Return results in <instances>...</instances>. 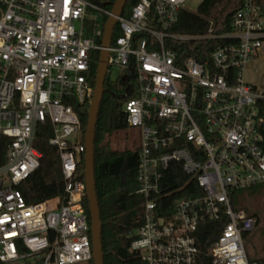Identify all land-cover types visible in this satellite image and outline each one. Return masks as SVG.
<instances>
[{
  "label": "built area",
  "instance_id": "built-area-1",
  "mask_svg": "<svg viewBox=\"0 0 264 264\" xmlns=\"http://www.w3.org/2000/svg\"><path fill=\"white\" fill-rule=\"evenodd\" d=\"M189 1L138 0L129 16L117 17L118 35L105 48L113 13L102 5L0 0V264L93 260L78 174L86 147L73 104L92 103V67L104 50L108 75L131 69L138 82V97L124 107L137 132V194L144 200L131 251L146 264H195L200 226L226 219L208 252L212 264H255L243 233L257 220L236 211L231 195L264 185V71L258 83L247 78L264 57V10L244 0L230 32L216 35L211 24L200 37L171 33ZM193 39L227 43L203 63L180 58L173 43ZM41 127L60 157L65 195L28 204L20 186L40 167ZM172 164L180 169L170 172ZM184 191L192 196H175Z\"/></svg>",
  "mask_w": 264,
  "mask_h": 264
},
{
  "label": "trees",
  "instance_id": "trees-1",
  "mask_svg": "<svg viewBox=\"0 0 264 264\" xmlns=\"http://www.w3.org/2000/svg\"><path fill=\"white\" fill-rule=\"evenodd\" d=\"M91 1L112 10L117 0ZM137 2L138 0H127L123 16H129ZM243 2L244 0H203L196 13L182 10L177 23L170 32L200 37L208 32L211 24L216 35L230 32L232 17L241 8ZM254 3L264 10V0H254ZM118 32L119 28L116 26L113 40ZM224 43L227 42L193 39L188 42L173 44L180 58L193 57L203 63L210 58L212 49ZM99 57L100 55L97 54L96 62L92 67L93 85L96 81ZM138 95V82L133 70L122 71L115 80H111L110 76L107 75L95 130L94 154L95 181L102 220V246L105 264H146L137 253L131 251V245L137 239L136 233L143 224L144 200L137 194L138 154L135 150H113L110 142L106 141L107 137L129 129L124 107L129 100L138 97ZM90 106L91 104L88 102L73 104L74 109L79 114L83 134L86 131ZM261 107V116L264 117V104ZM50 137L51 133L48 128L41 127L39 129L35 147L43 155L40 167L20 186L28 204L63 198L65 195V181L60 157L56 148L49 144ZM176 167L180 169L179 165L172 164L170 172H173ZM84 172L85 159L83 157L78 166L79 178L83 181H85ZM178 176L183 181L188 178L182 170L181 172L179 170ZM170 180L173 182V179ZM233 194L231 195V204L235 209L232 201ZM175 196L191 197L192 193L184 191ZM84 204L91 224L87 193ZM247 214L256 218V226H258L260 223L259 216L249 211ZM226 222V219H222L200 226L196 236L199 256L195 264H212L208 252L211 245L218 239ZM249 233H243V238L247 237ZM249 261L255 264H264V255L256 259L249 257ZM89 264H94V261L91 260Z\"/></svg>",
  "mask_w": 264,
  "mask_h": 264
},
{
  "label": "water",
  "instance_id": "water-1",
  "mask_svg": "<svg viewBox=\"0 0 264 264\" xmlns=\"http://www.w3.org/2000/svg\"><path fill=\"white\" fill-rule=\"evenodd\" d=\"M126 3L127 0H117L113 5V16L108 19L105 28L103 39V46L105 48H108L111 44L113 31L117 24V17L122 15ZM108 60L109 52L107 50L102 51L98 63L93 100L90 106L87 127L84 134V143L86 147L84 177L91 219V239L94 264H105L102 246V220L96 191L94 154L95 130L105 92V82L108 75ZM80 138L83 139V136Z\"/></svg>",
  "mask_w": 264,
  "mask_h": 264
},
{
  "label": "rangeland",
  "instance_id": "rangeland-1",
  "mask_svg": "<svg viewBox=\"0 0 264 264\" xmlns=\"http://www.w3.org/2000/svg\"><path fill=\"white\" fill-rule=\"evenodd\" d=\"M202 1L190 0L187 3V9L192 13H196ZM250 69L251 72L247 73V78L253 83H258L262 78V73L258 70L262 69L264 71V60L255 62L250 66ZM119 74V69L114 68L109 76L111 80H115ZM136 136L137 132L135 130L128 129L107 137L106 141L110 142L113 150H133ZM232 201L236 211L242 210L246 213L249 211L259 216V225L244 238L247 255L252 258H259L264 253V185L235 192Z\"/></svg>",
  "mask_w": 264,
  "mask_h": 264
},
{
  "label": "crops",
  "instance_id": "crops-1",
  "mask_svg": "<svg viewBox=\"0 0 264 264\" xmlns=\"http://www.w3.org/2000/svg\"><path fill=\"white\" fill-rule=\"evenodd\" d=\"M262 60H264V57L262 58ZM262 255H264V253L262 254ZM250 256H248V258H249ZM253 259H256V258H253Z\"/></svg>",
  "mask_w": 264,
  "mask_h": 264
}]
</instances>
